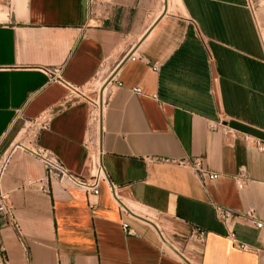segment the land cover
Returning a JSON list of instances; mask_svg holds the SVG:
<instances>
[{
    "label": "crops",
    "instance_id": "1",
    "mask_svg": "<svg viewBox=\"0 0 264 264\" xmlns=\"http://www.w3.org/2000/svg\"><path fill=\"white\" fill-rule=\"evenodd\" d=\"M3 3L0 160L26 127L70 172L90 176L95 154L106 177L97 196L57 181L43 192L42 163L10 154L0 179L18 226L0 215L8 263L264 264V226H226L214 213L215 205L251 211L264 224V154L243 140H264V45L247 1ZM51 68L82 96L51 80ZM96 82L107 90L97 132L81 91ZM194 157L203 175L159 160ZM240 166L243 188L234 180ZM192 226L206 231L202 242L189 238ZM228 228L257 250L235 247Z\"/></svg>",
    "mask_w": 264,
    "mask_h": 264
},
{
    "label": "built area",
    "instance_id": "2",
    "mask_svg": "<svg viewBox=\"0 0 264 264\" xmlns=\"http://www.w3.org/2000/svg\"><path fill=\"white\" fill-rule=\"evenodd\" d=\"M248 6L252 9V6L250 4L249 0H246ZM133 48V47H132ZM137 56H134V54H131V59H135ZM49 74L51 75V80H56L64 84V86L69 90V93H74L78 96H82L81 92L66 82L62 77V70L61 68H51L47 70ZM133 92L139 93L140 88L135 86L131 89ZM103 101L101 102L102 105ZM92 109L90 107L89 114H88V125L89 129L94 128L96 131V128L89 124L91 120L96 121V112H95V105H91ZM223 131V134H230L234 135L235 132L232 128L228 127L225 124H222L221 122H218L216 126ZM99 128V127H98ZM35 135L32 136L31 140H29V147L25 146L21 142L19 143H13L11 145L9 153L1 158L0 160V179L3 175V172L8 164L10 154H12L16 150L21 151H28L33 157H35L37 160H39L45 170V174L40 180L38 189L47 192L48 191V183L51 181H57L61 183L66 188L68 187H77L82 189L86 194L97 196L99 192V182L106 179L105 177V171L103 169V166L97 161V158L94 157L91 160V167L93 172L90 174V176L85 177L82 175H78L75 173L70 172L64 164L60 161V159L50 151H48L45 148H42L34 143ZM244 142L254 150L263 153L264 154V140L244 134L243 135ZM161 162L165 163H172L183 167H188L192 169L198 176L203 175L205 173L203 168V160L201 157H194L191 159L188 158H182V159H167V158H159ZM208 178L214 179L217 177V174L215 173H208ZM247 177V172L243 166H240L237 169V172L234 176L235 183L238 188H243ZM110 189L112 190V194L114 197H117L116 194V186H114L111 182ZM214 213L216 218L221 221L226 226L230 225L234 220L236 219H242L245 221L251 222L256 228H262L264 224L257 220L253 214V212L248 211L245 214H239L234 212L233 210H230L226 207L215 205L214 206ZM0 215L8 222L13 225L14 228H17V222L14 217L13 208L10 203L9 193L2 190L0 187ZM123 226L126 227L124 224ZM206 231L199 227V226H192L188 232L189 238H191L194 241L202 242L205 238ZM227 236L232 241L233 245L241 250L244 251H255L256 248L247 245L245 243L239 242L236 240L234 232L231 228L227 229ZM0 264H9L6 256L3 254V248L0 247Z\"/></svg>",
    "mask_w": 264,
    "mask_h": 264
},
{
    "label": "rangeland",
    "instance_id": "3",
    "mask_svg": "<svg viewBox=\"0 0 264 264\" xmlns=\"http://www.w3.org/2000/svg\"><path fill=\"white\" fill-rule=\"evenodd\" d=\"M4 0H0V10L3 12V14H6V8L4 7ZM250 4L252 6V10L255 13V17L257 20V24L259 27V31H260V35H261V39L264 45V0H249ZM2 20V19H0ZM137 43L134 42V45L131 46L134 47ZM130 48V49H131ZM101 83H95L93 86H89L85 89H81V91H83L85 94H88V97L90 99V103L91 105H95V112L96 115L98 113V105L100 103V95H103V100H105L106 95H107V90L104 91V86L102 88ZM102 88V90H101ZM101 92V93H100ZM92 109V106H91ZM98 131V127L96 128V132ZM17 133V132H16ZM27 136L29 138H32V134L27 133V129L25 127V129L21 130V132L19 133V136L17 137V140L15 143H19L21 141H23V139L27 138Z\"/></svg>",
    "mask_w": 264,
    "mask_h": 264
},
{
    "label": "bare ground",
    "instance_id": "4",
    "mask_svg": "<svg viewBox=\"0 0 264 264\" xmlns=\"http://www.w3.org/2000/svg\"><path fill=\"white\" fill-rule=\"evenodd\" d=\"M102 100H103V95H100V103L98 105V113L96 115V121L91 120L89 122V124L91 125V127H93V126L95 128L99 127V124H100V116H101V108H102V105H101ZM94 157H95V154L92 155V158H94Z\"/></svg>",
    "mask_w": 264,
    "mask_h": 264
}]
</instances>
